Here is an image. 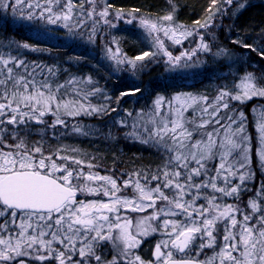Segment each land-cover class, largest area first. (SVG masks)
<instances>
[{
	"label": "snow or ice",
	"instance_id": "obj_1",
	"mask_svg": "<svg viewBox=\"0 0 264 264\" xmlns=\"http://www.w3.org/2000/svg\"><path fill=\"white\" fill-rule=\"evenodd\" d=\"M95 2L80 0L79 14L74 11L76 0H0V10H11L14 18L19 15L29 24L64 28L74 36L82 26L77 15L86 11L93 16ZM85 3L93 5L91 11L84 9ZM234 4L246 7L238 0H222L224 7L211 0L212 15L203 24L194 23L205 29L214 26L215 17L227 15ZM174 15V8L156 21L118 13L116 21L138 22L157 51L124 59L118 48L113 52L109 47L114 70H126L121 68L126 65L135 72L144 67L137 61L162 53L167 57L166 70L172 72L198 66L201 51L213 54L201 37L197 48L174 56L159 33L181 45L178 36L199 35V29L177 25ZM232 43L264 61V48L240 39ZM7 46L17 55L0 54V264H264V181L255 189L248 186L255 172L247 117L231 106V101L264 99V75L244 72L221 85L214 99L181 94L173 99L187 98L178 107L169 102L164 111V98L157 95L147 112L135 116L127 112L131 126L120 117L113 127L128 128L124 137L153 148L160 163L131 173L110 169L101 174L80 149L59 142L53 145L49 135L59 133L61 140L92 136L94 131L80 123L81 117L109 116L118 111L123 97L142 90L120 92L116 107L93 105L90 97L101 93V88H78L76 84L83 80L74 76L61 82L54 64L29 62L22 54V50L43 51L39 44L10 40ZM224 54L226 50L220 49L214 55ZM81 59L70 56L67 63ZM189 109L191 114L186 115ZM260 117L256 157L264 173V111ZM34 134L39 139L33 140ZM245 192H254L246 204ZM129 213L147 215L133 218ZM154 233L165 238L156 243L153 259L145 260L135 250L141 238Z\"/></svg>",
	"mask_w": 264,
	"mask_h": 264
},
{
	"label": "trees",
	"instance_id": "obj_2",
	"mask_svg": "<svg viewBox=\"0 0 264 264\" xmlns=\"http://www.w3.org/2000/svg\"><path fill=\"white\" fill-rule=\"evenodd\" d=\"M239 1L245 3L246 7L240 9L237 13H231V17L228 11V19L225 21V17H221L223 19L214 21V26L217 29L216 31L210 29V31L216 34L217 48H224L226 52L233 55L244 56L248 65L254 64L256 66V75H264V61L260 59L257 53L252 52L250 49L241 48L223 37L228 30L225 27L227 21L230 22V31H228L230 35L233 36L237 32H240L244 37L248 36L244 38V42L254 47L258 48L255 41L257 42L259 37L264 36V2ZM106 6L111 12L130 13L147 17L153 21L168 14L174 8V19L177 24L184 27H194L198 26L194 23L195 21L199 20L203 24L209 17L210 11L208 9L211 7V0H106ZM133 9H139V12L133 13ZM111 37L117 40L122 53L130 59L151 50L148 37L144 36L140 29L134 26L119 27L111 34ZM94 39L96 40V44L88 47L79 44L78 40L73 37L59 34L56 31L45 35L42 29L34 24L26 26L25 21L20 20L19 15L14 18L11 10L7 12L0 10V54L5 56L17 55L13 47L7 46L10 40L39 44L44 49L43 51L23 52L22 50V54L29 62L54 64L57 73L56 79L61 82L72 76L77 79H79V76H89L92 83L84 85L82 89L87 91L98 86L103 90L101 93L90 97L93 105L110 103L112 107H116V97L119 96L120 92L135 88L142 90L135 95L123 97L118 111L111 113L113 115L110 120H108V117H93L91 119L81 117L80 123L82 124L87 125L88 121H91L88 127L95 130L94 134L90 137H68L67 140L72 142L76 147H79L81 151L102 160L105 166H100V168L103 171L113 169L116 173L119 170L127 173L136 167L144 169L154 168L160 163L159 154L148 146L126 139L123 131L118 126L113 127L116 119H118L115 114H123L124 111L133 113L134 110L145 109V112H147L157 95L162 96L164 99H170L176 95L179 92L177 89L178 81L175 78H168V80L162 83L159 80L160 78L155 77L153 79V77L149 78L148 76H144L137 81L117 76L109 78L104 73V70L108 69V66L104 63L102 56V38L99 34L95 33ZM110 39L109 36H105L104 42H110ZM262 48H264V43L262 44ZM70 56L81 57L82 59L69 64L67 61ZM220 68L215 67L214 71L219 72ZM45 72H47V69H45ZM201 84L198 87L197 85L195 87H188L189 91L198 95V90L202 86ZM106 95L111 97L110 101L105 99ZM240 105L239 103H232V107L239 108L245 115L247 114V133L251 136L252 142L251 170L255 172L254 181H249L248 186L255 189L264 181V173L258 167L256 157L258 143L255 141L257 139V131L255 126H253V114L251 115L249 110L259 107L264 108V99H256V101L249 102L241 107ZM244 107L246 108L244 109ZM109 132H111L110 136L108 135ZM252 195H254V192H245L243 198ZM164 238L162 235H156L149 241L144 242L141 248L138 249V254L145 260H152V249L155 248L157 242Z\"/></svg>",
	"mask_w": 264,
	"mask_h": 264
},
{
	"label": "rangeland",
	"instance_id": "obj_3",
	"mask_svg": "<svg viewBox=\"0 0 264 264\" xmlns=\"http://www.w3.org/2000/svg\"><path fill=\"white\" fill-rule=\"evenodd\" d=\"M241 1H244V0H241ZM249 1H252L254 3L259 2V1L264 2V0H249ZM30 2L36 3L37 0H30ZM41 2H42V0H41ZM238 2L243 3V2H240L239 0H238ZM217 6L224 7L222 5V0H217ZM92 8H93V5H90L87 3L84 4V9H86L87 11H91ZM213 10H215V9H213ZM239 10L240 9L236 6V4L227 8V12L229 11L230 17L233 13H237ZM74 11L77 14H79L81 12L80 0H76V8ZM100 11H107L108 16L107 17H101L99 15ZM118 13L119 12H111L108 10V8L106 6V0H96V2H95V14L93 16L88 17L86 11H85L84 15H82V16L77 15L76 19H78L81 22L82 26L79 29V33L77 35H74V36H70L68 34L67 30L64 28H56L53 25H46V24L41 23V22H34V23L29 24L27 21H25V25L30 26V25L34 24L35 26L40 27L44 34L47 30V32H48L47 35H49L52 31H56L59 34H63V35L66 34L68 37H73L74 39L78 40L79 44H81L83 46H88V47H92L93 45L96 44V40L94 39V34L95 33L99 34L101 36L102 42H103L102 56L104 59V63L108 66V69L106 68L104 70V73L109 78H113V77L117 76L120 78H125L128 80L137 81V80L143 78L144 76H148L149 78L153 77V79L155 77H158V78H160L159 80H161L162 83L165 82L166 80H168V78H175L176 81H178V88L177 89L179 90V92L176 95H174L173 97H171L170 99H164L163 100V110L164 111L168 110L169 102H171L172 105L178 107L179 104L182 102V100L187 98L186 95H184V96H182L181 101H177V100L173 99L175 96H180L181 94L195 95L193 92L189 91L190 87H195V85H197V87H198L202 83L201 84L202 86H200V90H198L199 91L198 95H200V96L206 95L209 97V99H214L215 96L217 95V90L221 85H223L225 83H230L233 80V78L238 77L239 75H242L244 72H253L255 74L257 72L256 66L254 64L248 65L245 57L242 55H237V54L233 55L229 52H226V54H224V55H214L220 49H224L221 47L217 48V46H216L217 45L216 34L212 31H210V29H212L213 31H216L217 27L211 26V27L205 29V28H200L199 25L194 26V27H184L183 26L184 28H187L189 30L199 29V35L194 33L193 35L188 36L187 38L178 36L177 38H179L183 41L182 45L181 44H175L172 42L171 39L164 37L163 32L159 33L161 39L165 43V46L174 56L180 55V53L182 51H184L185 49L197 48L198 44L201 42V37H203L204 42L208 43L209 46L212 48L213 54H208V53L201 51L199 53V56H198V59L200 61L198 66L190 67V68H186V69H178V70L172 71V72L167 71L166 65L164 63V60H166L167 57H164L163 54L161 53L160 55H158L156 57H146L144 61H137L136 63L143 64L144 67L138 68L135 72H133L132 69L130 67H127L126 65H121V68L122 69L126 68V70H122V71L117 72L114 70L116 67L115 62L109 58V54L107 52V49L110 47V48H112L113 52H116V50L118 48L119 49V55L121 56V58H124V59H130V58L126 57L122 53L119 45L117 44V40H115V38H112L111 34H113V32L116 31V29H118L119 27H123V26L133 27L134 26V27L140 29V31L143 33L144 36H147V34L144 32V30L138 26V22L134 23L133 25H128L124 21H116V16ZM123 14L128 15V16L133 15L130 13H123ZM211 15H212V12H210L209 16H211ZM221 17H223V18L225 17L224 18L225 21L228 19L227 18L228 15L222 16V15L218 14L215 17L214 21H216L218 19H223ZM105 19H107L109 21L116 22L118 26L115 28L111 27L110 24H106L104 22ZM207 19H206V21H207ZM214 21L212 22L213 25H214ZM177 25H180V24H177ZM225 27L228 30L223 35V37L225 39L230 40L231 43L233 40H237V39L244 41L245 40L244 38L248 37V36L244 37L243 34H241L240 32H237L233 36L230 35L228 32V31H230V22L229 21L226 22ZM93 29H95V31H93ZM105 36H109L111 38L110 42L109 41L104 42ZM90 37H91V39H90ZM149 41H150V45H151L150 51H157V46L153 43V41L151 39H149ZM257 42L255 41L256 46L258 45V48H262V44L264 43V36L259 37L257 39ZM238 46H240V45H238ZM192 59H193V61H195V60H197V57L193 56ZM215 67H218V68L221 67L220 71L219 72L214 71ZM208 69H210V71H208ZM257 76H261V74H257ZM80 79L83 80V83H77L76 87H78V88L82 89V88H84L83 87L84 85L91 84V83H88L89 76L88 77L79 76V79H77V80H80ZM256 99H262V98H253L251 100L246 101L243 104H241L239 101H231V106H232V103H239V104H241L240 105V107H241L243 105H246L249 102L252 103V101H256ZM152 107H153V104H151L150 108H152ZM245 108L246 107H244V109ZM237 109H239V108H237ZM255 109L257 110L255 112H254V109H250L249 111H250L251 115L253 114V120H254V124H255V125L253 124V126H255V128H256V122L258 119L261 118L260 112L264 111V108L259 107V108H255ZM140 111L141 110H134L133 111L134 116L136 113H139ZM225 111H227V110H225ZM119 112H121V111H119ZM127 112L128 111H124L123 114H115V116H116V118L125 117L128 125L130 127L131 123H132V118H128L126 116ZM190 114H191V109H189V111L186 113V115H190ZM112 115L113 114H111L109 116H105V117H108V120H110V118H112L111 117ZM246 116H247V114H246ZM73 122H75V121H73ZM90 122L91 121H88L87 126L90 124ZM118 128H120V127L118 126ZM121 130L124 132V131H127L129 129L125 128V129H121ZM93 131L95 132L94 129H93ZM67 138L68 137L63 138V140H61L59 133H57V135L55 137H51L49 135V139L51 140L53 145H55L56 143L59 142V143H63L66 145H72L73 147L79 149V147H76L72 142H69L67 140ZM32 139L33 140L39 139V135L34 134ZM255 141L257 142V139H255ZM81 152H82V154H84L87 157L88 160H90L92 163H94L98 166L97 170L101 174L106 173L107 170L104 169L105 171H103L100 168V166H102V167L105 166V164H103L102 160L97 159L94 155H89L88 153L83 152V151H81ZM92 157H95V159L92 160ZM87 170L88 169L85 168V171H87ZM135 170H144V168L136 167L127 173H131ZM120 172H124V171L119 170V171H117V174H119ZM91 198L92 197H89V199H91ZM247 199H248V197L243 198V201L245 204L247 203ZM129 215L133 218H136L138 216L147 215V213H129ZM134 223H135V219H134ZM156 235L161 236L160 233H154V234L148 236L147 238H141L143 242L141 243L139 248H141V246L144 242L149 241L150 239L154 238V236H156ZM138 249L135 250L137 253H138ZM154 249H152V252H151V256H152L151 258L152 259H153ZM208 252H209V254H211V250H208Z\"/></svg>",
	"mask_w": 264,
	"mask_h": 264
}]
</instances>
